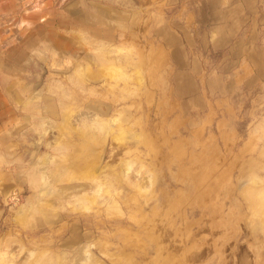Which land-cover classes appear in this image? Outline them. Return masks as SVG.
<instances>
[{
    "label": "rangeland",
    "instance_id": "rangeland-1",
    "mask_svg": "<svg viewBox=\"0 0 264 264\" xmlns=\"http://www.w3.org/2000/svg\"><path fill=\"white\" fill-rule=\"evenodd\" d=\"M18 1L39 17L85 6ZM144 1L111 2L132 13L111 21L133 35L120 46L57 27L74 49L38 34L14 71V120L0 130V264H264V76L249 85V59L224 71L221 52H193L200 67L179 69L195 92L176 93L186 73L158 50L154 13L160 5L168 23L173 4Z\"/></svg>",
    "mask_w": 264,
    "mask_h": 264
},
{
    "label": "crops",
    "instance_id": "crops-1",
    "mask_svg": "<svg viewBox=\"0 0 264 264\" xmlns=\"http://www.w3.org/2000/svg\"><path fill=\"white\" fill-rule=\"evenodd\" d=\"M77 1L85 6L75 8L76 1H67L62 6L64 11L59 9L53 13L51 9L45 8L44 17H39L38 12L33 9L25 8L23 12H17L21 7L18 0H0V130H5L4 125L14 120L7 116H11L14 110L7 106L6 99L14 97L16 93L14 84L17 78L14 77V71L24 69V63L30 58L29 51L34 49L38 34L44 38L45 45L56 47L62 52L74 49V46H71L69 36L60 33L57 27L66 33L73 26L85 29L92 36L89 42L99 49L101 43L107 42L108 46L114 47L120 46L125 38H133L129 33L128 37L123 35L125 38L122 39V33H116L111 22L125 18L123 13L126 17L131 15L130 9H124L122 12L114 8L111 2L115 0H103L107 2L104 4L100 0ZM170 1L173 5L170 7L172 14L168 23L164 22L160 5L157 6L154 13L159 22H156L155 30L162 36V49L158 50L171 49L170 66H173V71L186 73L180 74L176 79V93L195 92V79L191 73L186 69H179L188 66L190 69L200 67L201 63L192 56L193 52H221L217 60L225 62L222 67L224 71L238 60L249 59L255 67L249 72L250 77L245 79L249 85L264 76V44L261 42V36L264 34V0ZM142 2L145 3L144 0ZM90 9L96 10L97 14H91ZM19 16L21 21L18 20L16 24L20 26V35L15 43L13 35L9 32ZM40 18L43 21H40ZM146 31L148 32V28ZM140 32L143 35L145 31L141 29ZM130 39L128 44L133 45ZM185 52H190L187 58ZM171 73L169 79L172 81ZM215 85L213 80L209 83L211 87Z\"/></svg>",
    "mask_w": 264,
    "mask_h": 264
},
{
    "label": "bare ground",
    "instance_id": "bare-ground-1",
    "mask_svg": "<svg viewBox=\"0 0 264 264\" xmlns=\"http://www.w3.org/2000/svg\"><path fill=\"white\" fill-rule=\"evenodd\" d=\"M128 168V167H127ZM84 188V187H83ZM259 198V200L258 201H260V204H261V198L260 197H258ZM263 199V198H262ZM259 204V203H258ZM262 205V204H261ZM260 205V206H261ZM69 230V229H68ZM82 248V247H81Z\"/></svg>",
    "mask_w": 264,
    "mask_h": 264
}]
</instances>
